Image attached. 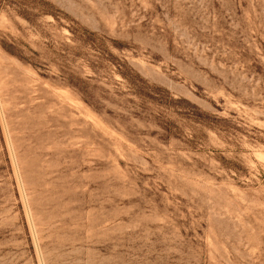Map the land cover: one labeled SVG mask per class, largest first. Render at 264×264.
Masks as SVG:
<instances>
[{"label": "rangeland", "instance_id": "374dc122", "mask_svg": "<svg viewBox=\"0 0 264 264\" xmlns=\"http://www.w3.org/2000/svg\"><path fill=\"white\" fill-rule=\"evenodd\" d=\"M0 264H264V0H0Z\"/></svg>", "mask_w": 264, "mask_h": 264}]
</instances>
